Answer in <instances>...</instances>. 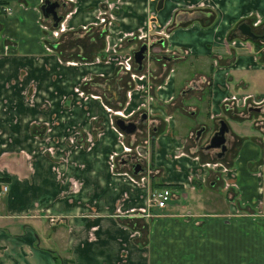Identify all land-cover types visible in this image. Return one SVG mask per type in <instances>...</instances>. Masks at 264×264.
I'll return each mask as SVG.
<instances>
[{
  "label": "crops",
  "instance_id": "obj_1",
  "mask_svg": "<svg viewBox=\"0 0 264 264\" xmlns=\"http://www.w3.org/2000/svg\"><path fill=\"white\" fill-rule=\"evenodd\" d=\"M50 1L60 3L58 29L42 17L44 0H0V181H6L0 191L8 186L0 197V264H57L55 256L72 264H264V216H251L248 206L262 193L264 113L258 125L231 121L237 151L218 161L227 172L207 184L210 172L200 168L210 162L190 150L189 135L175 134L177 82L158 65L151 71L160 74L147 80L146 98L156 100L146 128L152 154L140 158L148 161L144 173L134 176L123 163L122 152H133L136 136L124 135L111 119L134 88L116 61L135 52L132 35L141 40L146 32L151 42L165 41L153 53L173 51L177 62L190 56L215 61L210 73L178 90L197 79L210 83L215 119L231 87L232 98L246 92L234 98L238 109L258 105L264 54L253 45L228 56L222 47L245 17L264 20V0ZM113 77L118 99L104 88ZM144 100L134 93L132 111ZM218 184L231 210L200 215L206 209L198 207L201 197ZM161 185L176 186L164 209L148 204ZM185 192L194 194L197 213L178 214V203L191 197ZM209 202L210 210L222 209L219 198Z\"/></svg>",
  "mask_w": 264,
  "mask_h": 264
},
{
  "label": "rangeland",
  "instance_id": "obj_2",
  "mask_svg": "<svg viewBox=\"0 0 264 264\" xmlns=\"http://www.w3.org/2000/svg\"><path fill=\"white\" fill-rule=\"evenodd\" d=\"M255 46L257 47V49L260 48V50L258 52V55L264 54L263 53L264 52V43H257V44H255ZM196 60H197L196 58L190 56L184 61H180V62L174 63V67H173V70L175 72V81L177 82V87H176L177 101L178 102L180 101L182 103V105H183L182 106L183 109L179 108L173 114V118H174L173 128H174L175 134H177L179 136H182L184 138H186L188 135L190 136V139H189L190 143L188 144V147L190 148L191 151H193V147H194V144H195L194 143L195 132L200 129L202 124L206 125L208 131L206 133H204L203 136L201 137L200 144H199L200 146H202L203 144H205L207 142L209 135L211 134V132L214 129V125H213L212 121L207 117V113H208V109H209L208 105H209L210 101L208 100V98L206 96H207V93L210 90V86H206V84L202 83L201 80L197 79V80H195L196 82L194 84L199 86L200 88H202V90L201 91H195L194 90L192 93H189V94L187 93L188 95L186 94L184 96V98H185L184 101L182 99L183 97H181V96L179 97L178 90H180L184 86L186 81L192 80L193 78L196 77V75H198L200 73L208 74L210 72V68H211V64H212V58L211 57L210 58H206V59H198L197 61ZM262 61L264 63V60H262ZM155 86H157V85H155ZM232 91L233 90H232V87H231V94H233ZM243 93H246V92H244L243 90L235 91V93H234L235 95H233V96H235L234 98L236 100H241V98H243L245 96ZM201 97H202V99H201ZM154 100H156V99L154 98ZM234 107L235 108L229 107L231 110H232V108H233V110L235 109L234 114L236 116H235L234 119L232 118V120L240 122V121L249 119L250 122L251 121L254 122L253 124H255V123L257 125L260 124V117L259 116L250 115L248 117V115H246V113H245V111L243 109H238L235 105H234ZM114 110H116V109H113L111 112H113V113L117 112V111H114ZM131 111H132V106H131V109H128V112L125 113V115L127 116L128 113L131 112ZM168 113L170 114V112H168ZM220 113L221 114H220L218 119L227 120V123H228L227 125L229 126V129H230V136H229L230 138H228L229 141H230V144H229L230 151L226 155V159H231V158H233V155L237 151L236 150L237 146L235 145V143L232 140V136L234 135L232 130H231L232 128L230 127L232 120L230 119L231 117L229 116V114H225L224 112H221V111H220ZM111 115H112L111 119L113 121H115V119H117V116L112 114V113H111ZM162 123H165V122L162 121ZM241 123H243V122H240V124ZM257 128H259V130L262 129V127H260V126L257 127ZM135 136H136V138L133 141V147H131L133 149V152H131L129 155H133L134 158L136 157L135 161L140 163L141 165H143L144 168H146V164L148 163V161H142L141 162L140 158L144 157V154L151 157V154H152V151H151L152 150L151 133L149 131L147 133V130L143 129L142 132L137 133ZM147 140H150L149 145L144 144L145 141H147ZM144 147H147V149H144ZM137 148H140V149H137ZM136 149L138 151V154H135V153H137V151L135 152ZM148 149H149V151H148ZM123 153L124 152H122V156L123 157H127ZM194 153H195L194 155L199 156L201 159H203L205 161H209L210 160L209 164L218 163L216 161H211V160H213V158H215L214 155H213L214 152L207 153L208 154L207 156H205V155L203 156V154L197 153V152H194ZM227 162H225V165H226ZM151 164H152V161H150V169H152ZM147 166H148V164H147ZM205 171H210V170L205 169ZM261 174H262V178L260 179V182H261L260 186H261V189H262V193L259 196H256V197L252 198V202L253 203H248L249 204L248 206L251 207L250 208V210H251L250 212L252 214L251 216H258V217L264 216V168L262 169ZM217 176L221 177L222 175L218 174L217 172H210V174L207 176V178L205 180V184H207L210 181H213ZM216 183H217V181H216ZM219 186L220 185L218 184L217 189H214V190H206L204 192V194H203L204 195L203 200H202V197H201V200L199 201L200 202L199 204H198V201H197L198 207L206 206L205 207L206 209H202L201 211H199L201 213L200 215L207 214V215H211V216H220L221 214L219 212L226 213V211H230L231 210L229 208L230 206H229V204L227 202L225 194L222 191H218V189H221ZM185 194L188 197L189 196H191V197L189 198V201L188 200L185 201V202H181L180 201V203H178V206H177V209H178L177 212H179L178 214L179 215H183V214L190 213V212L197 213L198 211H194L193 208H192L193 207L192 206V203H193L192 201L194 199V194L192 195L190 192H185ZM238 197H239L238 194H236L235 197H234V199H235L234 201L239 202ZM212 198H215L216 200L219 198L220 206L222 207V209H220V210H215V209L214 210H210L209 209L210 205H211L209 201ZM3 199L4 198H2L0 200L3 201ZM259 201H261V203L263 205L261 207L262 210L260 209V205L258 203ZM169 204H170V202L168 203V205ZM182 206H183V209L180 208ZM234 207H237V206L234 205ZM261 230H262V234H264V225H262ZM253 233H255V232H253ZM252 238L253 237H251V239Z\"/></svg>",
  "mask_w": 264,
  "mask_h": 264
},
{
  "label": "flooded vegetation",
  "instance_id": "obj_3",
  "mask_svg": "<svg viewBox=\"0 0 264 264\" xmlns=\"http://www.w3.org/2000/svg\"><path fill=\"white\" fill-rule=\"evenodd\" d=\"M58 15H62L61 14V8L58 10ZM249 18L248 17H245L239 24L238 26L236 27V29L234 31H232L228 36L227 38H225L223 40V43H224V46L222 47L225 54L226 55H230L232 52H234L236 49H242V50H248V52L252 51L253 48V45L257 44V43H264V20H261L259 18H255V21H252L249 22L250 20H248ZM242 24H246L247 26H249L251 28V31L253 32V34L257 37L256 40H252L248 37H245L241 34V32L238 30V27H240V25ZM147 33V32H146ZM148 34H146V38L143 39V40H139L138 37L135 35H132L129 40L130 41H134L135 43L138 44L137 48L135 49V52L136 53L137 51H139V49L143 46V45H146L147 46V51L145 53V56H144V60L142 62V65H141V70L138 69V65L135 64L134 62V58H133V54H130L128 55L130 60H131V67L132 69L128 72V71H125L124 69H121L119 67H116L117 68V72L119 74H122L124 76L127 77V79H131V76L132 75H137V76H144L145 79L147 80H153V79H156L157 78V74L159 75L160 72L154 74L151 70L153 68H155L156 66L159 70L161 71H164L165 73V77L166 79L167 78H174L175 77V72L173 69H168V65H170L171 63H175L179 60L177 59H180V57L173 51H168L167 53L164 51V54H160V53H153V49L155 48V46H158V47H164V39L161 38V39H158V40H155V41H152L154 43H152L151 41H149L148 39ZM157 44V45H156ZM256 47V46H255ZM257 49V47H256ZM260 49V48H259ZM116 54H117V50H116ZM260 54V53H259ZM118 56V54H117ZM214 67H216V63L215 61H213V64H212ZM212 65H211V70H212ZM210 73V72H209ZM210 75V74H209ZM115 78L113 77V79H110L107 81V83H105L104 85V88L111 92V97L113 98H117L118 99V94L116 93V91H113V82L115 81L114 80ZM130 81V80H129ZM209 86H210V83H209ZM134 88L130 89L127 94L129 92H132ZM201 91L200 90V87L193 84L189 87H187L186 89H184L181 93H179V97H183V101L185 100L184 96L188 93H192L193 91ZM225 91H226V88H225ZM187 94V95H188ZM228 95V96H227ZM208 100L211 99V90H209V92L207 93V96ZM126 98H127V95H126ZM127 100V103L126 105L120 109V111H124V115L125 113L128 112V109L130 107V103L131 102H128V98L126 99ZM174 101V98L171 99L170 102ZM182 101V100H181ZM234 103H235V99L232 98V95L227 94V91H226V97H225V100L224 102L222 103L221 105V112H224L225 114H229V116L231 117L230 119L232 120V118L234 119L235 118V109L233 110L234 107ZM182 103H181V108H182ZM209 106V105H208ZM229 107H233L232 110L229 108ZM208 113H207V117L212 121L213 125H214V129L213 131L211 132V134L209 135L208 137V140L205 144H203L202 146H200V140H201V137L203 136L204 133H206L208 131L207 127L205 124H202L200 129L198 131L195 132V137H194V147H193V151L194 152H197V153H201L203 154V156H207L208 154L207 153H210V152H214V157L213 160L211 161H221L223 159L226 158V155L228 154V152L230 151L229 149V144H230V141L228 138H230V129H229V133L226 134L225 136V139H226V142H225V146H226V152L225 154L222 156V158H219L222 154V151L221 149H216V148H211V149H207L211 146V143H210V139L215 136V134L218 132V130L220 129L221 127V122H224L226 123V125L228 124L227 123V120H223V119H218L219 117H215L213 116L212 117V114L210 113V106L208 107ZM183 109V108H182ZM253 109H260L259 112H253L251 110ZM119 112V111H117ZM246 115L250 116V115H255V116H261L263 113H264V99L261 100L260 104L258 105H255V107H252V106H249L246 111H245ZM129 115V116H128ZM127 116L125 117H128V118H124V117H119L117 116V119H115V121L117 122L118 120H122L124 123L128 124V123H134L137 127V132L135 133V135L139 132H142L143 129H146L147 128V125L150 121H152L151 119L153 118V116H150L148 113L144 112V111H131L128 113ZM143 115L146 116L145 119H143ZM246 121H249V119H246ZM257 125V124H256ZM228 126V125H227ZM229 128V126H228ZM204 129V130H203ZM147 130V129H146ZM203 130V132L200 134V137L197 141V132ZM125 135V134H124ZM127 136V135H126ZM215 144V143H214ZM193 152V153H194ZM210 161V160H209ZM125 162V164L127 163L129 166H130V169H131V172H132V167L136 164H140L138 162H136L134 160V157L131 156V155H127V159L123 161V163ZM141 165V164H140ZM141 168H142V173L145 172V168L141 165Z\"/></svg>",
  "mask_w": 264,
  "mask_h": 264
},
{
  "label": "built area",
  "instance_id": "obj_4",
  "mask_svg": "<svg viewBox=\"0 0 264 264\" xmlns=\"http://www.w3.org/2000/svg\"><path fill=\"white\" fill-rule=\"evenodd\" d=\"M8 13H9V11H8ZM102 16H103V14H102ZM42 29L46 30L47 28L44 25H42ZM55 35H57V34H55ZM139 37H141L140 38L141 40L145 39L146 33L139 35ZM114 48L117 49V46ZM111 55L113 57H117L116 51L113 50ZM130 62H131V60L129 57L128 58L127 57H125V58L119 57L118 60L116 61V67H119V68L124 69L125 71L129 72L132 69ZM131 80L134 84V89L132 92H129L127 94L128 102H130V100H132L134 93L139 94L140 97H142L145 100H144V103L143 104L141 103V106L139 108H137L136 110L138 112L144 111V112L148 113L150 116H153V110L151 107H153L154 99H152L151 97L146 98V97L150 96V90H149V87L147 84V79H145L144 76L132 75ZM162 89H163V87L159 86V90H162ZM160 100L163 101V103H167L169 101L168 100L165 102L164 100H162V98ZM257 104H260V102H258ZM115 115L119 116V117L128 118V117H125L126 115H124V111L116 112ZM124 151H125L123 153L124 155L130 154L132 152V150L128 149V148H124ZM137 154H138V151H137ZM201 169L205 174H207L208 172H217L220 175H224L227 172V170L226 169L224 170V168L222 167V165L220 163H214V164L207 163V164L202 165ZM205 169H208L210 171H205ZM205 174L203 176H205ZM144 182H145V179H142L141 183H144ZM7 191H8V186L7 185L2 186L1 191H0V197L3 194L7 193ZM173 197H174V193L170 189L165 188L162 190H156L150 194L148 204L155 206L158 209H164L167 207L168 203L173 200ZM50 222L53 223L54 222L53 219H51Z\"/></svg>",
  "mask_w": 264,
  "mask_h": 264
},
{
  "label": "water",
  "instance_id": "obj_5",
  "mask_svg": "<svg viewBox=\"0 0 264 264\" xmlns=\"http://www.w3.org/2000/svg\"><path fill=\"white\" fill-rule=\"evenodd\" d=\"M60 9V3L58 2H52L50 0H44L42 6L40 7V11L42 14V17L45 20H50L52 22L53 29H58L60 24L63 21V17L58 15V10ZM238 30L241 32V34L245 37H248L252 40H256L257 37L253 34L251 31V28L247 26L246 24L240 25L238 27ZM147 51V46L143 45L139 51L134 53L133 58L136 65H138V69L141 70V65L144 60L145 53ZM253 112H259L260 109H253L251 110ZM146 116L143 115V119H145ZM116 126L119 128L121 132H123L127 136H134L137 132V127L134 123H124L122 120H118L116 122ZM204 130V129H203ZM203 130L197 132V141L200 137V134L203 132ZM229 133V128L226 125V123L221 122V127L218 130V132L210 139L211 146L207 149L216 148L221 149L222 154L219 158H222V156L226 152V146H225V136ZM215 143V144H214ZM142 168L140 164H136L132 167V174L134 176L139 175L142 172Z\"/></svg>",
  "mask_w": 264,
  "mask_h": 264
},
{
  "label": "trees",
  "instance_id": "obj_6",
  "mask_svg": "<svg viewBox=\"0 0 264 264\" xmlns=\"http://www.w3.org/2000/svg\"><path fill=\"white\" fill-rule=\"evenodd\" d=\"M263 55V54H262ZM0 182H6V181H0ZM176 186L175 185H169V186H163L161 185L159 188L160 189H157V190H162V189H174ZM55 261L57 262V264H72V261L71 260H67V259H61L59 258L58 256H55L54 257Z\"/></svg>",
  "mask_w": 264,
  "mask_h": 264
}]
</instances>
